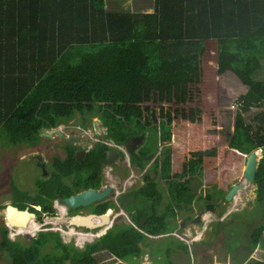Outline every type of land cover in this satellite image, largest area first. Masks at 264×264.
<instances>
[{
    "label": "trees",
    "instance_id": "obj_1",
    "mask_svg": "<svg viewBox=\"0 0 264 264\" xmlns=\"http://www.w3.org/2000/svg\"><path fill=\"white\" fill-rule=\"evenodd\" d=\"M154 2L153 13H130L107 11L105 0H0V141L37 147L43 128L77 112L97 113L106 136L118 144L149 131L131 161H148L163 146L152 170L168 181L171 202L159 215L161 195L151 180L120 201L135 223L144 220L141 228L157 235L168 231L175 207L196 197L193 173L225 168L218 182L223 185L234 163L258 148L263 157L255 183L264 203V110L256 127L244 116L264 105V79L254 77L264 64V0ZM233 104L239 108L231 130L222 107ZM66 146L64 156L52 158L49 176L36 177L35 194L12 181L15 206L54 215L55 201L101 186V159L109 147L98 142L78 160L76 146ZM32 200L42 212L30 206ZM112 205L102 202L95 211L105 213ZM263 227L253 234L254 245ZM0 232L9 264H101L104 255L93 254L103 251L135 262L139 242L147 238L124 222L84 249L64 242L59 231H39L27 244L13 239L8 225H0Z\"/></svg>",
    "mask_w": 264,
    "mask_h": 264
},
{
    "label": "rangeland",
    "instance_id": "obj_2",
    "mask_svg": "<svg viewBox=\"0 0 264 264\" xmlns=\"http://www.w3.org/2000/svg\"><path fill=\"white\" fill-rule=\"evenodd\" d=\"M154 4H155L154 0H106V9L111 12H120V11H123V12L147 11L148 12V11H153ZM254 77L257 79H264V64H263V68L258 70L255 73ZM238 108L239 106L237 104H233L227 107H222L224 120L228 128H230L231 130L234 128V125H235ZM261 110H264V105H262L261 107H253L249 111L245 112L244 116H245L246 122L252 123L254 127H256V123L258 121L257 115L259 114ZM98 118H99L98 115H96L87 123V128H88L87 130L93 131V128H94L93 121L95 119L97 121ZM81 121H82V117L79 114H77L76 117L72 121L68 122L65 125H62L59 129L63 133H65L66 137H70L67 135V133L71 132V129L74 126V124H82ZM178 125H181V124L178 123ZM78 127L79 126H77V129ZM97 128H98V132L102 134L99 138L103 140L105 133H106L105 128L103 125L101 126L98 123H97ZM80 132L82 131L77 130L75 131V134L81 135ZM146 133L149 134L150 132L148 131ZM45 137L41 135L39 136V140H38L39 147H36L34 145L33 146L26 145L22 143L19 145L10 146L6 140L0 141V212L2 210H5L8 205H14L13 203L15 200L13 197V188H12L13 180H14V183H16L20 189L28 190L30 194L36 193L37 189H36L35 179L38 175L41 174V169L37 165V162H38L37 154H41L45 162H47L46 167L48 168V170H51L52 158L55 155L64 156V153L62 152V146L64 144V141L58 137H55V138H45ZM88 137L89 136L86 135V137H84L83 140L80 142L82 146L84 145L88 147L89 144L93 143V140L90 137L89 138ZM172 143H175V141H172ZM125 154L126 156H130L129 151L127 149L125 150ZM246 160L247 159L245 156V158L241 162L242 164L241 168H239L240 162L234 163V167L229 169V172L226 174V180L224 184L222 185V187L219 189H216L217 187L215 188L214 185L217 183V180L220 178V176L225 174L226 172L225 168L217 170L210 166H205L203 167V169H201V171L199 170L198 173H200L199 174L200 176L197 175L198 173H193L192 180L195 178L201 177L207 183L213 184L212 187H214V189L212 190L211 196L213 197L214 195L215 196L214 199H215L216 195L219 194L221 191H223L224 188L230 187L233 184H239L241 182H246L247 184L248 181L243 176V170L246 165ZM117 162L119 164H115V165H121L122 168L120 170H117V168L114 167V172H120L122 178H124L123 182L128 180L129 176L132 173V169L136 172V176L131 180L129 186H127L128 189L139 187L142 183L143 171H140V169L137 166L135 167V165H132L131 163L129 164L128 159H126L125 157L118 159ZM47 176H49V174ZM216 176L218 178L217 180H215ZM193 181L191 183L192 184L191 186H192V189L195 191V194L201 193L202 192L201 186L198 185L199 180H196L195 182ZM162 183L164 185L162 187H167L166 180H162ZM243 190L250 192V194H247V193L244 194ZM161 191L163 194L166 195L165 196V199H166L167 194H166L165 188H163ZM240 193L244 194L242 195L243 198L241 197L242 199L249 200L250 198L253 197V189H250V187L248 189L246 188L240 189ZM115 200H116L115 203L117 206L116 208H112L113 209L112 212L114 211V213L117 212V208L118 206H120L118 197L115 196ZM248 200L241 201L239 203L240 204L239 207L242 205H247L248 203L250 204V202H252ZM33 201L34 200L30 202V206L32 207H33V204H35L33 203ZM53 205L56 211L54 215H51L45 211L42 212L41 211L42 207L40 205H36L35 208L42 212L41 215L35 212L37 214L36 222L39 223L41 226L34 227L32 225L33 223L32 220L29 221L30 219L27 215L26 216H27L28 221L25 226H22V223H15L17 225L11 224L7 221L6 217L1 215V213H0V225L2 224L8 225L10 229V233H9L10 236L13 239H18L22 243H25V244H27L30 241L31 237L36 236L38 232L42 230L59 231L62 235L64 242L66 243L74 242L75 246L79 248H84L86 243L92 241V239L91 240L84 239L88 237L89 234H91V236L94 235V233L86 229L87 227L81 226V225L75 227L69 224V219L72 215L87 214V212L90 210L89 207L82 208L81 210L79 209L70 210L61 201H55ZM57 205H62L64 207L60 211ZM232 205L233 203L230 204V202L228 204L225 202L221 203L222 207L220 208V210L223 209L222 215H219L217 211H214L213 213L209 212V214L211 215L210 219L212 217L213 219H218L219 221L220 219H226L228 216V213L230 212L232 208ZM263 208H264V205L258 204L252 209L244 208L242 212L234 215V217L239 216V218H237L236 220L245 219V225L242 229L241 234L237 233L236 227L233 229V227L230 228L228 224L226 225L229 230L228 232L229 234L227 235L228 246H230L232 249H235L245 244H249L250 235L246 238V241L243 239V236H245L249 232V230L251 232L252 227L256 225V223H254L255 220L257 221L260 220V216L262 217ZM126 214L128 213L127 211L124 210V214L117 221H119L120 223L121 222L130 223V220H132V218L129 214L128 215ZM232 217L233 215L229 216V220ZM52 218H58L60 222L58 224L52 223L51 221H49ZM236 220H234V223H239ZM188 222L189 224H192L190 221ZM108 223L109 221H106L103 224L95 223L94 225H97V226L102 225L103 227H101V229L102 228L104 229L105 228L104 226H106ZM214 225L217 226L216 227L217 231L218 230L220 231L222 229L220 223H214ZM197 226L200 227V225H197ZM24 227H27L29 229H34L35 232L33 231L31 233L33 236L31 235V237H29L27 235L28 233L24 231ZM177 229L180 230V227H177ZM102 230L101 232H103ZM177 239L179 238L176 236H170V239L169 237H161V238H156V239L145 238L144 244L147 245V243L149 242L153 246L152 252L153 254H155L154 257H156V259L153 260L152 264H195L196 263L195 258L193 256H190L189 253L187 254V252L183 251V250H186L187 245L182 244L179 240L177 241ZM0 241H1V232H0ZM153 243H156V245L160 243H164V244L166 243L167 245H172V247L174 248L177 247L179 249V252L177 251L178 255L171 254V256H168V254L166 253V250H164L162 254L159 257H157L156 255H159V253H157V251L155 250L156 245ZM153 254L151 253L149 254V257L151 256L152 259L154 258ZM143 255L144 257L143 258L140 257V260L142 262L144 261L146 264L148 263L150 264V261L152 259L149 258V261L147 262V260L145 259L147 255L145 253H143ZM9 263H10L9 254L0 247V264H9Z\"/></svg>",
    "mask_w": 264,
    "mask_h": 264
},
{
    "label": "crops",
    "instance_id": "obj_3",
    "mask_svg": "<svg viewBox=\"0 0 264 264\" xmlns=\"http://www.w3.org/2000/svg\"><path fill=\"white\" fill-rule=\"evenodd\" d=\"M105 8H106V0H105ZM153 11H154V8H153ZM153 11H148V12L147 11H132L130 13H134V12L153 13ZM120 12H123V11H120ZM98 117L99 118L97 119V121L95 119L94 120L95 122H93L94 123L93 131L92 130L82 131V132H80L81 135H76L75 130L71 129V132L67 133L70 137H73L75 139L73 141V144L75 146L80 145V142L83 140L84 137H86V135H88L93 140V142H95V140H98L100 133L98 132L97 123L100 124L101 126L105 125L103 123L101 117L99 115H98ZM55 134L58 135V133H55ZM141 135H144V137L141 138V140L139 142L140 145L137 144L139 146H137L138 149H136V152H138L139 149L146 143L147 137L145 136L144 133L140 134V136ZM142 141H143V143H141ZM173 141H175V140H173ZM69 145H71V144H69ZM74 145H72V146H74ZM162 148H163V146H161L159 148V151ZM259 149H261V148H259ZM159 151L157 153L151 155V156H153V159L156 158ZM131 153L132 152H130V154H129L130 156L126 157V159H128V163L135 165V167L137 166L140 169V171H143L145 173L146 163H147L146 160L142 159V161L135 160V162H132L131 161ZM139 162L145 163V168L143 170L139 167V165H138ZM241 162H240V165H242ZM259 162H260V160H259ZM152 166H150V168H149V172L147 174V178L145 179V181L142 180L141 185L139 187H134V188L138 189V188L142 187L143 185H145L147 182H150V180L156 182L157 189L161 195V202L158 205V214L160 215L162 213V211L167 207V205H169V203L171 202V194L169 193L168 181L166 179L162 178L159 174H155L154 171L152 170ZM114 167L117 168V170H120L122 168L121 165H116ZM243 172H244V170H243ZM112 175H113V180H111L110 183H108L106 181L104 183H106V185H111L112 188L114 187L113 189H115L117 192L116 197H117L118 193H120V196L122 197L123 194L127 193L130 190V189H128L127 186H129L131 180L136 176V172L132 169L131 175L129 176L128 180H126L125 182H123L124 178H122L120 172H114V170H113ZM148 176H149V179H148ZM192 177L190 179V183H192L193 180H194L193 182H195L196 180H199L198 185L201 186L202 192L199 194H196V197L193 198L191 203L182 202L179 207H175L176 215L175 216L169 215L167 217V222L169 223V225H168V231L166 233H160V234L154 235V234H150V233L144 231L141 228V224L144 223V220H140V224H139V223L132 222V220H133L132 219V220H130L131 222L127 223V224L133 225L139 231H141L142 233L147 235L148 239L149 238L156 239V238H161V237H169V239H170V236H168V235L178 237L179 239H177V241L178 240L182 241V244L187 245L188 251H186V250H183V251L187 252V254L189 253L190 256H193L195 258V261H196L195 264H251L255 260L264 261V229L261 230L260 238H259L257 244L254 245L252 243L253 234L255 233L256 230H258L259 228H262L264 225V220H263L264 219V208L262 210V217L260 216V220L259 221L255 220L254 223H256V225L254 227H252L251 232L249 230V232L245 236H243V239L246 241V238L250 235L249 244H245V245L237 247L235 249H232L227 244L228 243L227 242V235L229 234L228 233L229 230H228L226 225L228 224L230 226V228L233 227V229L236 227L238 234L242 233V229L245 225V219L236 220L237 218H239V216L234 217V215L242 212L244 208L252 209L253 207H255L258 204L264 205V203L260 202V200H259L258 191H257L258 186L255 183V180L253 183H250L248 181L247 184H246V182H241L244 184V186L242 188L248 189L250 187V189H253V197L250 198L249 200L248 199H242L243 198L242 195H244L245 193L250 194V192L243 190L244 194L243 193L241 194L240 190H239L237 192L236 196L234 197V199L232 201H229L230 204L233 203V205H232L230 212L228 213L227 218L226 219H220V221H219L218 219H213V217L210 219L211 215L209 214V212L213 213L214 211H217L219 213V215H222L223 209L220 210V208L222 207L221 203H224V202L227 204L229 203L224 199V196L234 184L231 185L230 187H227L224 194L216 195V198L214 199L215 196L213 195V197H212L211 193H212V190L214 189V187L216 188V184H218V186H219L216 189H219L222 187V185L220 183H218L220 178L218 179L216 176L215 180L218 179L217 183L215 184L214 187H212L213 184L207 183L201 177L195 178L193 180H192ZM162 180L167 181V187H162V186H164L162 183ZM163 188H165V190H166V194H167L166 199H165L166 195L163 194L161 191ZM193 192L195 193L194 190H193ZM254 194H255V196H254ZM207 196H210L209 201H207ZM245 200L252 201V202H250V204L248 203L247 205H242L239 207V205H240L239 203L241 201H245ZM206 202L207 203H209V202L213 203L212 205L215 206V208L205 207L204 204H206ZM135 211L136 210L133 208L132 212H135ZM127 213L131 216V218H133L132 213H130L128 211H127ZM128 214H126V215H128ZM232 215H233V217L229 220V216H232ZM189 216H190V218L191 217L196 218V220L195 219L192 221L190 220V222L192 224H189V222H188ZM199 216L201 217V220L198 221L197 217H199ZM234 220L238 221L239 223H234ZM214 223H220L222 229L220 231L219 230L217 231V229H216L217 226H215ZM197 225H200V227H198ZM177 227H180V230H178ZM180 233L183 235H181ZM140 243H142L143 247L145 246L144 248L141 247L142 252L140 253V256H141V258H143L144 257L143 253H145L147 255V257L145 259L148 262L149 261V254L152 252L151 246H150L151 244L148 242L147 246H146V245H144L143 242H139V246H140ZM156 243H153V244L156 245ZM147 248H150V250H148ZM143 249H145V250H143ZM155 250L157 251V253H159V255H156L157 257H159L164 250H166V253L168 254V256H171V254L178 255L177 251L179 252V249L177 247L174 248V247H172V245H167L166 243L165 244L160 243V244L156 245ZM171 252H173V253H171ZM96 253H98V252H96ZM100 254L104 255V258L101 259V261H100L101 264H107V263L108 264L109 263H114V264H128V263H130V264H146L144 261L142 262L140 260V258L136 257L137 255H134L133 259L135 262L137 260L138 263L131 262V261L126 260L122 257L111 254L107 251H103ZM95 255H97V254H95ZM154 255L155 254H153V257H154ZM154 259H156V257H154L150 261V264L153 263Z\"/></svg>",
    "mask_w": 264,
    "mask_h": 264
},
{
    "label": "water",
    "instance_id": "obj_4",
    "mask_svg": "<svg viewBox=\"0 0 264 264\" xmlns=\"http://www.w3.org/2000/svg\"><path fill=\"white\" fill-rule=\"evenodd\" d=\"M41 135H45V136H49L52 137L53 134L47 131H44L41 133ZM58 135L60 137H63V133L61 131H58ZM73 138L68 140V143L72 144L73 143ZM113 142H115L114 140H112ZM136 149V148H135ZM84 152L82 149H77V155L76 157L78 158V160H82ZM122 153L119 152L116 149H109L106 151V156L101 160L102 163L107 164V163H113L115 161V159L117 157H121ZM263 157V150L258 149V150H254L252 151L248 156H247V160H246V165L244 168V172L243 175L244 177L247 179V181H249L250 183H253L255 180V175H256V171L259 165V160ZM39 166L44 167V162L41 156H39V161H38ZM244 186L243 183H239V184H234L229 191L225 194L224 199L226 201H232L234 199V197L236 196L237 192ZM112 187L111 186H106L103 189H95V188H89L83 191H80L78 193H75L69 197H65L63 198L61 201L62 203L68 207V208H72V209H76L79 207H86L91 205L92 203L99 201V200H103L105 197H107V195L110 193ZM33 203H35L33 201ZM33 207H36V204H33ZM208 208L213 207L212 204L207 206ZM10 211H14L16 213H21V214H25L29 217V221L31 220H35L37 219V214L35 212L30 211L29 209H25V210H21L19 209L17 206L15 205H8L7 208L5 210H2L0 213L2 216L6 217L7 221L11 224H15V223H21V221H14L11 217H10ZM15 213V214H16ZM96 216V214H89V215H74L69 219V224L70 225H84L86 227L89 228H93L96 227L97 225H94L95 223H93V217ZM99 217H104L106 218V220L110 217V213H105V214H101ZM92 220V223L89 222V220ZM197 220H201V217H197ZM17 225V224H15ZM29 237H31V234H27ZM140 247L144 248L142 243H140ZM148 250H150V248H147Z\"/></svg>",
    "mask_w": 264,
    "mask_h": 264
},
{
    "label": "flooded vegetation",
    "instance_id": "obj_5",
    "mask_svg": "<svg viewBox=\"0 0 264 264\" xmlns=\"http://www.w3.org/2000/svg\"><path fill=\"white\" fill-rule=\"evenodd\" d=\"M55 137H58V138H60V139H62L63 141H64V144H63V146H62V152L64 153V154H66V152H67V144L69 145L70 143H68V140H69V138H67V137H60V136H53V137H50V138H55ZM142 137H144V135H136V136H134V137H132L130 140H127L124 144H115L114 146H110L108 143H104V142H102L101 140H97L96 142H93V143H91V144H89V146L88 147H86V146H81V144L80 145H76V153H75V155H77V149H82L83 151H85L84 152V155H83V158L85 157V155L88 153V152H90V150L91 149H93V148H95V146H96V143H98V142H100V143H103V145H107L109 148L108 149H106V151L107 150H109V149H116V150H118L119 152H121L122 153V155H121V157H117L116 159H115V161L113 162V163H107V164H104V163H102L103 164V179L101 180V186L99 187V188H95V187H91V188H95V189H103V188H105L106 186H111V185H106V183H104L105 181L106 182H108V183H110V181L111 180H113V175H112V171L114 170V166H116L115 164H119L118 162H117V160L118 159H121V158H123V156H125V150L127 149L128 151L130 150V152H134L135 150H134V148H137V146H139L140 144H139V142H140V140H141V138ZM141 143H143V141L141 142ZM137 144H139V145H137ZM71 145H74L73 143L71 144ZM75 146V145H74ZM37 147H39V144L37 145ZM106 151H105V156H106ZM41 154H37V157H38V161H39V156H40ZM42 156V155H41ZM83 158H82V160H83ZM42 159H43V157H42ZM103 159V158H102ZM101 159V160H102ZM153 161H154V159H153V156H151V158L148 160V161H146L147 163H146V170H145V173L143 172V175H142V180L143 181H145V179L147 178V174H148V172H149V168H150V166H152L153 165ZM43 162H44V167H41V166H39V164H38V162H37V165L39 166V168L41 169V175L42 176H47L49 173H50V170H48V168L46 167V165H47V162H45V160L43 159ZM64 180L66 181V182H69L70 181V179L69 178H64ZM112 187V186H111ZM114 188V187H113ZM111 189V191H110V193L107 195V197H105L103 200H99V201H96V202H94V203H92L91 205H89V206H86V207H89L90 208V210L87 212V214H74V215H89V214H93V213H96V211H95V208L99 205V204H101L102 202H108V201H111L112 202V204L114 205H112L110 208H108L107 210H106V212L105 213H107V212H109L110 213V217L107 219V221H109V223L107 224V226L108 227H110L111 226V228L115 225V224H120V222L119 221H117L123 214H124V210L126 211V209L124 208V206L122 205V203H121V201L119 200L120 198H121V196H120V193H118V195H117V197H118V200H119V202H120V206H118V208H117V212L116 213H114V211L112 212V208H116V203H115V196H116V190L115 189ZM87 189H89V188H87ZM225 189H227V188H225ZM83 190H86V189H83ZM83 190H81V191H83ZM229 191V190H228ZM80 192V191H79ZM78 193V192H77ZM210 204H213V203H211V202H209V203H207L206 202V204H204V206L205 207H207L208 205H210ZM82 208H85V207H79V208H76V209H79V210H81ZM122 208V210H120ZM212 208H215V206H213ZM68 209H70V210H72V208H68ZM124 209V210H123ZM99 214V213H98ZM74 215H72V216H74ZM71 216V217H72ZM116 216V217H115ZM70 217V218H71ZM196 220V218L194 217H191L190 218V216H189V221L191 220ZM134 222V221H133ZM183 224V223H182ZM181 224V225H182ZM72 226H79V225H72ZM81 226H84V225H81ZM86 227V226H85ZM101 227H103L102 225L101 226H96V227H94V229H93V231L92 232H95L94 233V235H93V239L94 238H96L97 239V235L96 234H98L97 232L98 231H101L100 229H101ZM106 231H108V230H106ZM101 234H103V232L102 233H100V235ZM168 236H171V235H168ZM99 238V237H98ZM95 239V240H96ZM151 246V250L153 251V246L152 245H150ZM84 248H85V246H84ZM84 248H82V249H84ZM151 254H153V252H151ZM94 256H97V255H100V253H97V255H95V254H93ZM136 257H138V258H140L141 256L139 255V256H136ZM149 258H151V256L149 257ZM152 259V258H151ZM152 264V263H151Z\"/></svg>",
    "mask_w": 264,
    "mask_h": 264
},
{
    "label": "clouds",
    "instance_id": "obj_6",
    "mask_svg": "<svg viewBox=\"0 0 264 264\" xmlns=\"http://www.w3.org/2000/svg\"><path fill=\"white\" fill-rule=\"evenodd\" d=\"M77 114H79L81 117H82V121H81V123L82 124H74V126L72 127V129H74L75 131H77V130H81V131H87V123L93 118V117H95L96 115H97V113H90V112H86L85 114H82V113H80V112H77L76 114H75V116L74 117H72L70 120H67V121H63V122H61L59 125H57V126H54V127H49V128H43L42 129V131H41V133L42 132H44V131H47V132H50V133H52L53 134V136H55L56 134L55 133H58V131H61L59 128L62 126V125H65V124H67L68 122H70V121H72L75 117H76V115ZM96 114V115H95ZM94 122V121H93ZM84 125V126H83ZM77 126H79L78 127V129H77ZM104 126V128H105V131H106V133H105V136H104V139L102 140V139H100L99 137L102 135L101 133L99 134V137H98V140H101L102 142H104V143H108L110 146H114L115 144H117L116 143V141L114 140V139H112V138H108L106 135H107V126L106 125H103ZM76 128V129H75ZM53 129H55V130H53ZM54 132V133H53ZM62 132V131H61ZM63 133V132H62ZM63 137H66L65 136V133H63ZM68 135V134H67ZM42 136V135H41ZM52 136V137H53ZM59 136V135H58ZM69 136V135H68ZM145 136L146 137H148V133H146L145 134ZM43 137H45V135H43ZM45 138H50L49 136H47V137H45ZM67 138H69V139H71V138H73V137H67ZM74 139V138H73ZM75 140V139H74ZM73 140V141H74ZM112 140H114L115 142H113ZM147 140V139H146ZM97 140H95V142H96ZM136 149H138V148H136ZM136 149L134 148V152H136ZM257 150V149H256ZM129 154H130V150H129ZM249 155V154H248ZM248 155H246V158H247V156ZM125 158L126 157H128V156H126V154H125V156H124ZM62 202V201H61ZM93 214H96V216L95 217H99L101 214H105V213H101V214H98V213H93ZM133 221V220H132ZM131 222V221H130ZM105 227V230H104V232H103V234L104 233H106L107 231L106 230H110L111 229V226L110 227H108L107 225L106 226H104ZM87 230H89L90 232H92L93 231V229H94V227L93 228H89V227H87L86 228ZM103 229V228H102ZM101 229V230H102ZM92 230V231H91ZM100 232L101 231H98L97 233H98V235H97V238L98 237H100L101 235H103V234H101L100 235ZM92 233H95V232H92ZM32 235V234H31ZM33 236V235H32ZM92 239V241H90V242H88V243H92V242H94L95 241V239L96 238H94L93 239V235L90 237V238H88V240H91ZM108 264V263H107ZM109 264H114V263H109Z\"/></svg>",
    "mask_w": 264,
    "mask_h": 264
},
{
    "label": "bare ground",
    "instance_id": "obj_7",
    "mask_svg": "<svg viewBox=\"0 0 264 264\" xmlns=\"http://www.w3.org/2000/svg\"><path fill=\"white\" fill-rule=\"evenodd\" d=\"M60 211L61 209H63V206L59 207ZM122 210V209H121ZM14 221L18 222V221H21L22 223V226H25L26 223H27V216L24 214H21V213H18V214H13L10 216ZM116 217V216H115ZM101 219H106L104 217H101ZM104 221V220H103ZM107 221V220H106ZM53 223V222H52ZM103 224V223H102ZM35 227V226H34ZM37 227V226H36ZM29 228L27 227H24V230H28ZM105 228L102 230L104 232ZM102 233V232H101Z\"/></svg>",
    "mask_w": 264,
    "mask_h": 264
}]
</instances>
